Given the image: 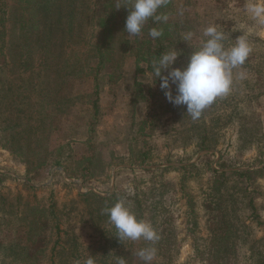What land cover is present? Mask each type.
<instances>
[{"label": "rangeland", "instance_id": "374dc122", "mask_svg": "<svg viewBox=\"0 0 264 264\" xmlns=\"http://www.w3.org/2000/svg\"><path fill=\"white\" fill-rule=\"evenodd\" d=\"M247 2L174 0L173 17L177 21L181 17L180 21L185 24L184 40L187 38V42L183 41L184 48L198 49L206 39L204 29L215 24L225 33V47L244 35L251 52L244 65L233 69L230 92L217 97L196 120L186 112V106L170 103L164 93L159 96L162 108L158 109L160 122L151 141L157 146L153 164H133L129 159V148L135 142L140 121L149 110V103L138 95V84L141 82L147 87L149 75L137 72L133 57L121 51L123 38L117 40L121 74H116V86L110 79L104 84L103 115L95 141L96 176L92 179L71 177L66 171V167L73 169L77 159L87 153L85 120L88 107L71 103L67 110L70 114L66 117L58 103L56 72L20 69L14 61L20 49L18 31L10 22L0 27V172L5 175L0 181V264H10L13 242L25 239L24 230L31 218L39 219V224L45 222L47 217L40 212L34 213L32 207H46L51 199L57 203L63 229L61 244L52 257L54 264H76L77 261L84 264L89 256L94 258L95 264H99L100 256L105 257L108 264H116L118 252L130 243L140 244V240L115 243L117 230L109 218L102 216L107 204L93 196H85L88 192L109 196L119 190V199H124L130 208L134 193L141 194L140 198L147 201L146 213L156 232L160 218L165 216L163 206L168 208L175 220L170 229L173 242L161 248L170 246L173 252H178L175 264L192 256L196 240L201 247H207L205 239L209 235L211 210L206 200L212 193H227V190L211 189V170L203 163L189 167L191 173L187 177L181 169L166 168L163 173L146 169L189 166L203 155H210L213 167L222 171L264 168V24L250 17L245 10ZM122 33L131 37L126 31ZM185 62L180 58L173 67H182ZM89 89L87 83L77 82L72 94L76 96ZM175 90L173 84V95ZM204 131L210 147L196 152ZM61 141L70 143L63 153L58 151ZM59 157H63L62 164L55 163ZM182 159L187 161L180 162ZM228 186L230 192L238 194L241 184L231 182ZM256 189L259 218L250 217L249 209L242 203L241 227L252 230L254 239H263L264 173L258 178ZM189 201L194 202L198 219L193 235L187 227ZM103 235L108 239L105 255L93 254V251L104 252L100 247L103 241H99ZM39 244L43 245V241ZM251 246L256 247L245 242L242 250H249ZM47 254L43 264H51L50 253ZM130 264H139V261L134 258Z\"/></svg>", "mask_w": 264, "mask_h": 264}, {"label": "trees", "instance_id": "16d2710c", "mask_svg": "<svg viewBox=\"0 0 264 264\" xmlns=\"http://www.w3.org/2000/svg\"><path fill=\"white\" fill-rule=\"evenodd\" d=\"M125 6L131 7V0H0V27H5L6 22H10L18 31L20 49L18 52L16 50L18 59L14 60L15 63L27 72H35L37 69L38 71L56 72L60 93L58 103L63 107L62 111L66 117L70 114L67 110L71 103H81L88 107L85 120L87 153L77 159L73 169L66 167L71 177L92 179L96 176L97 144L95 141L97 126L103 115L104 84L110 79V83L116 86L117 75L121 74L117 40H120V37L123 38L120 41L121 51L126 56L133 57L137 72L149 75L147 76L149 78L146 82L147 87L141 82L138 84V95L140 99L149 103V110L141 119L134 137L135 142L129 148L128 155L133 164L143 165L156 162V156H153V153L157 146H153L151 141L155 138L157 123L160 122L158 109L162 108V103L159 96L161 97L164 91L160 88L159 78L155 82L153 61L158 60L162 54L177 49L180 55L175 64L182 58L186 60L183 65L185 66L193 51L182 46L185 38V24L180 21L181 17H178V21L173 17L174 0H168L165 6L158 9L157 14L167 16L166 21H154L150 18L141 33L131 37H126L122 33L126 17L130 12V9ZM152 28L161 30L162 35L158 38L151 37L149 31ZM77 82L87 83L90 89L73 96V88ZM208 138L207 132L204 131L196 152L209 149ZM69 144V141L67 143L61 141L58 151L63 153L66 146L69 148ZM62 159L63 157H59L55 163L62 164ZM212 162L210 155H203L198 162L189 166L146 169L149 172L161 171V173L166 168L181 169L187 177L188 173H191L189 167L194 168L203 163L211 170L210 180L213 184L211 189L213 191L215 189L227 190V193H212L206 200V205L211 210L208 218L209 235L205 239L207 247H201L196 240L194 253L181 264H196L197 262L200 264H243L244 259L245 264H248V261L253 264H264V243H262L264 238L254 239L252 230L241 227L243 224L240 214V206L243 203L249 209L250 217L259 218L255 204L258 195L256 188L258 178L263 176L264 168L227 172L213 167ZM220 164L222 165L223 161ZM4 176L0 172V181ZM231 182L241 184L238 194L229 191L228 185ZM119 192L116 190L109 196L88 192L85 196H93L97 201L107 204L106 207H110L119 199ZM140 196L142 195L134 193L131 209L138 219L150 221L146 213L147 201ZM195 208L194 202L189 201L186 212L188 214L187 227L192 235L198 225ZM32 210L36 214L37 212L43 213L47 218L42 224L38 223L39 219L38 221L30 219L31 221L24 230L25 239L16 244L13 242L14 246L10 250L12 256L10 264H43L44 258H47V252L50 253L51 264H54L52 257L63 237L57 203L55 199H51L46 207L35 206ZM163 210L166 211L165 216L162 220L157 219L160 221L157 231L159 239L154 244L157 252L151 264H175L177 259L178 252H173L172 247L161 248V245L173 242L170 238V229L175 223L169 209L163 206ZM102 216L103 219L109 218L105 213ZM102 237L99 241H103L100 247L104 249V252L93 251V254L105 255L108 239L105 235ZM41 241L43 245L39 244ZM115 241V243H121L118 239ZM140 241L137 246L130 243L118 252V256L124 259L125 264L132 263L134 258H137L139 264H144L137 252L141 248L150 246V242L143 239ZM245 242H251L256 247L251 246L249 250H242V244L245 246ZM100 257L99 264H108L105 257Z\"/></svg>", "mask_w": 264, "mask_h": 264}, {"label": "clouds", "instance_id": "9594fccd", "mask_svg": "<svg viewBox=\"0 0 264 264\" xmlns=\"http://www.w3.org/2000/svg\"><path fill=\"white\" fill-rule=\"evenodd\" d=\"M168 0H131V7L126 17L124 31L131 36L139 35L151 18L154 21L167 20V16L158 15V9L165 6ZM245 10L259 24H264V0H248ZM149 34L153 38L162 35V31L152 28ZM206 38L198 49H193L188 63L183 67H173L180 52L175 49L162 54L153 61V74L160 80V88L167 100L176 106H186V112L193 120L198 119L203 110L211 105L217 97L227 95L233 83V69L244 65L251 48L246 36L235 38V43L225 47V33L210 24L204 29ZM187 42V38L184 40ZM167 70V73H165ZM154 82V84H155ZM153 84V85H154ZM175 85L173 95L172 85ZM109 221L117 230L115 235L120 242L143 239L150 246L141 248L137 255L144 264H151L156 255L155 242L159 236L153 225L146 220L138 219L136 213L118 199L112 206L103 210ZM76 264H80L79 261ZM84 264H95L89 256ZM116 264H125L124 259L117 257Z\"/></svg>", "mask_w": 264, "mask_h": 264}]
</instances>
